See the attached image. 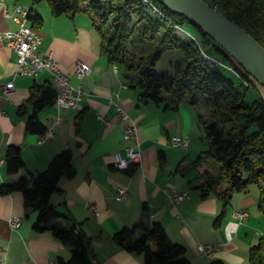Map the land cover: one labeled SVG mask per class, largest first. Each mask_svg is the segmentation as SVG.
Masks as SVG:
<instances>
[{
	"label": "crops",
	"instance_id": "1",
	"mask_svg": "<svg viewBox=\"0 0 264 264\" xmlns=\"http://www.w3.org/2000/svg\"><path fill=\"white\" fill-rule=\"evenodd\" d=\"M17 4L33 8L42 16V23L34 27L41 35L38 54H51L58 66L70 74V83L80 85L83 94L78 107L63 111L64 119L56 125H52L57 114L54 103L38 112L39 120L53 129L54 136L47 143H37L38 134L25 130L33 109L28 97L34 85L50 82L56 89L55 82L47 70L34 77L16 74L17 55L0 39V85L14 83L9 99L0 95V185L41 172L54 155L69 150L75 175L62 177L60 190L52 193L49 200L59 212L82 223L95 264H144L143 254L126 251L113 240V234L123 227L138 223L149 226L153 222L163 225L172 242L185 246L184 256L192 264H210L212 260L247 264L248 250L259 236L255 232L264 235V230L254 223L256 212L249 211L256 196L248 199L244 192L234 193L235 205L230 201L220 220L217 216L222 211L221 200L214 193L201 196V173L209 171L202 168V163L210 159L195 163L200 152L208 148V144L201 148L191 138L198 122L199 113L194 109L197 104L184 102V98L176 108L138 102V89L124 79L120 66L110 63L101 53V37L84 11L53 16L44 0H4L0 2V30L17 29L18 25L7 15L13 13ZM77 61L90 66V73L82 79L73 74ZM122 84L128 87L123 88ZM110 101L118 103L137 124L142 158L139 165L128 170H118L113 165L117 154L125 155V141L122 123ZM99 115L107 117L110 124L100 122ZM172 136H188L189 144L172 146ZM9 145L21 148L26 169L7 173L4 160ZM120 186L126 188L123 201L115 198ZM167 187L187 191L190 198L175 204L163 191ZM147 199L153 204L151 209L145 205ZM87 203L96 205V214L89 211ZM241 209L247 210L249 216L239 223L233 213ZM11 216L21 219L15 230L8 224ZM36 216V211L25 208L20 191L0 194V264H57L59 258H70L67 244L49 230L33 228ZM59 222L68 224L65 219ZM139 234L138 231L135 236ZM204 243L218 247L214 258L201 253L200 245ZM150 247L155 249L153 242Z\"/></svg>",
	"mask_w": 264,
	"mask_h": 264
},
{
	"label": "trees",
	"instance_id": "2",
	"mask_svg": "<svg viewBox=\"0 0 264 264\" xmlns=\"http://www.w3.org/2000/svg\"><path fill=\"white\" fill-rule=\"evenodd\" d=\"M31 1L38 3L42 0ZM204 1L242 26L264 47V0ZM46 2L53 16L73 15L80 11L88 14L101 37V53L110 63L120 66L124 76L128 72L133 73L130 84L139 91L138 102H153L157 105L164 103L165 108H176L183 97L187 96L192 105L203 101L210 106L211 123L198 115V122L205 130L208 148L200 152L195 163L210 159L219 165L220 174L225 178L226 188L220 190L221 178L204 171L201 173L204 180L198 186L202 197L214 193L221 200L222 211L217 220L224 216L235 192H246L250 184L259 187L264 182V103L257 96L252 103H247L245 95L250 88L244 86L233 74L234 79L224 74L226 70L210 66L201 59L193 40L186 36L190 43H181L179 38L173 36L176 29L154 14L141 0ZM153 2L170 20L182 26L189 24L201 43V39L211 41L215 50L222 55V61L236 68L245 79H250V75L231 56L187 18L170 11L157 0ZM28 18L33 28L43 20L33 8H30ZM129 22H132V29L143 24L142 36L152 38L167 23L171 29L164 34L160 43H168L169 48H183L191 60L183 67L177 66L174 74L155 71L154 65L161 52L142 55L135 61L127 49L131 36L126 30V23ZM55 95L56 89L50 82L31 88L28 101L33 109L25 122L26 132L40 134L47 129L37 114L45 106L55 103ZM71 158L69 150L57 153L41 172L16 182L1 184L0 194L20 191L25 208H31L37 213L33 228L37 231L49 230L71 248L70 258H59L57 264H95L90 238L83 230L82 223L72 219L68 213L59 212L49 200L52 193L60 190L58 183L62 177L72 178L75 175ZM4 161L9 174L26 169L18 145L8 146ZM258 209L264 217L261 197ZM59 219L67 220L68 224L62 225ZM138 231L139 236H135ZM113 240L126 251L143 254L144 264H192L184 256L185 246L172 242L160 222H153L149 226L138 223L132 227H123L113 234ZM150 242L155 243V250L151 249ZM210 264L224 262L212 260ZM247 264H264V235H259L257 242L249 248Z\"/></svg>",
	"mask_w": 264,
	"mask_h": 264
},
{
	"label": "built area",
	"instance_id": "3",
	"mask_svg": "<svg viewBox=\"0 0 264 264\" xmlns=\"http://www.w3.org/2000/svg\"><path fill=\"white\" fill-rule=\"evenodd\" d=\"M4 0H0L3 2ZM145 5L151 8L152 12L157 16L164 19L167 23L173 26L177 31L181 32L188 38L194 41L199 57L205 60L210 66L218 67L224 69L231 74H233L244 86L249 87L254 91L256 96L264 103V95L261 93L260 88L262 86L250 76V79H245L241 76L239 71L227 62L217 59L210 55L202 43L196 37V35L182 26L170 20L165 16L162 11L155 5L153 0H141ZM29 8L22 4H17L14 7V11L9 15L13 21L18 25L15 30H0V39L4 40L6 45L15 51L17 58V70L16 74L24 76H37L41 71L47 70L52 74L53 80L56 85V95H55V107L57 114L52 120V125L60 123L64 117L62 112L65 110L76 109L81 100L83 91L79 86H73L69 81L70 74L63 71L58 64L53 60L51 54L46 56H40L37 52L38 45L41 41V35L31 26L30 20L28 18ZM114 69L117 67L114 65ZM90 66L83 62L77 61L73 74L78 78L82 79L85 75L90 73ZM123 88H127V84L121 85ZM14 89L13 81H9L5 84L0 85V95L5 96L9 99ZM264 90V89H263ZM115 108L116 117L122 123L123 140L125 141V155H116L115 161L113 163L114 168L118 170H128L133 165H139L141 163L142 153L140 149L139 139L137 137V124L136 122L125 112V110L116 102L110 101ZM97 119L109 125L110 122L104 115H99ZM54 136V131L51 127L47 128L43 133L37 135L36 142L39 144L49 142ZM189 137H176L172 136L170 138V144L172 146L186 147L189 144ZM163 191L171 199L173 203H180L182 201L188 200L190 195L187 191L178 190L175 187L164 188ZM126 188L118 187L115 193V198L119 201L125 200ZM147 209H151L153 204L150 199L145 202ZM87 208L91 213H97L96 205L91 203L86 204ZM249 216V212L245 209L234 211L233 217L239 222H244ZM20 217L11 216L8 218V224L11 230H15L20 224ZM256 235H262L259 232H255ZM218 247L213 244L204 243L200 245L201 253L212 259L215 256V252ZM46 264H53L52 261Z\"/></svg>",
	"mask_w": 264,
	"mask_h": 264
},
{
	"label": "rangeland",
	"instance_id": "4",
	"mask_svg": "<svg viewBox=\"0 0 264 264\" xmlns=\"http://www.w3.org/2000/svg\"><path fill=\"white\" fill-rule=\"evenodd\" d=\"M44 1L46 3V0ZM148 13L152 15L151 11H148ZM141 25L136 26L134 29H132V22L126 23V30L131 33L127 49L131 57L135 58L134 59L135 61H138V58L142 55L150 56L152 54L161 52L160 58L156 61L154 65L155 71L159 73L174 74L176 72L177 66L183 67L191 60L190 57L186 56L185 50L183 48H178V47L169 48L168 43H165V44L160 43V40L163 39L164 34L171 29L167 23L165 24L164 27L161 28L159 32H156L154 34V38H152L151 36L149 37L142 36L143 29ZM184 27L195 33V30L189 24H184ZM173 36L179 38L181 43H190L189 39L184 34L176 30L173 31ZM201 40L203 42L202 43L203 47L210 55L220 60L221 59L223 60L222 55L215 50L211 41H206L204 39H201ZM224 74L228 77H233L234 79V76L231 73L224 71ZM133 77H134L133 73L128 72L126 76H124V79L130 82L133 79ZM260 91L264 95V90L260 88ZM255 97H256V94L254 93L252 89H249L246 91L245 100L247 103H252L255 100ZM183 98H184V102L188 100L187 96ZM194 109L196 110L197 114L199 113L200 115L203 116L204 120H208L209 123H211L210 116H209L210 106L206 105L203 101H201L194 107ZM191 138L192 140L197 142L201 148L206 147L207 141L205 137V130H204L203 125L200 122H197L196 125L194 126L193 134L191 135ZM202 166H203L202 168L208 169L213 175L219 176L221 178V186L219 188L220 190H223L226 188L225 178L222 174H220L219 165L217 163H215L212 160H208V161L203 162ZM191 192H193V190ZM238 193L240 192H235V194H238ZM244 193L247 194L248 199H250V197L253 195H254V198L256 196V202L252 204V207L249 209V211L256 212L255 213L256 216L254 217V223L257 225L259 230H264V217L262 215V212L258 209L260 197L262 198V203L264 205V182H261L259 187L256 184H250L246 192ZM231 204L235 205L234 198L231 199ZM155 249H156V245H155Z\"/></svg>",
	"mask_w": 264,
	"mask_h": 264
},
{
	"label": "water",
	"instance_id": "5",
	"mask_svg": "<svg viewBox=\"0 0 264 264\" xmlns=\"http://www.w3.org/2000/svg\"><path fill=\"white\" fill-rule=\"evenodd\" d=\"M187 18L264 89V47L242 26L204 0H157Z\"/></svg>",
	"mask_w": 264,
	"mask_h": 264
}]
</instances>
